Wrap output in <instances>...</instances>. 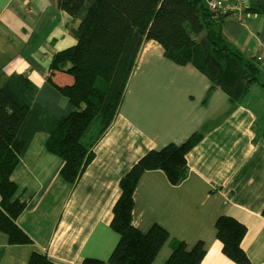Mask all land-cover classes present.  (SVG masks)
Returning a JSON list of instances; mask_svg holds the SVG:
<instances>
[{"label": "crops", "instance_id": "0c3cea01", "mask_svg": "<svg viewBox=\"0 0 264 264\" xmlns=\"http://www.w3.org/2000/svg\"><path fill=\"white\" fill-rule=\"evenodd\" d=\"M248 7L264 9V0H246ZM85 12L84 7L73 19L56 0H0V85L10 75H23L37 87L38 106L55 117L71 113L74 108L47 77L57 54L74 52ZM220 31L245 57L264 55V13L225 15ZM53 79L66 83L70 75L56 72ZM209 88L194 67L173 64L157 43L146 41L119 114L93 147L94 157L78 183L60 177L63 162L46 151L47 136H34L10 176L15 196L28 201L17 224L31 243L10 245L0 232V264H27L32 253L54 264H79L85 258L109 264L119 239L110 221L120 179L148 151L181 144L194 134L201 139L186 156L182 183L171 185L159 170L137 183L132 225L146 233L157 224L186 249L202 242L206 254L200 264H234L216 239L217 218L228 216L246 227L241 248L251 264H264V123L258 122L264 88L252 86L235 104ZM171 254L165 244L152 264H165Z\"/></svg>", "mask_w": 264, "mask_h": 264}, {"label": "trees", "instance_id": "16d2710c", "mask_svg": "<svg viewBox=\"0 0 264 264\" xmlns=\"http://www.w3.org/2000/svg\"><path fill=\"white\" fill-rule=\"evenodd\" d=\"M56 7L73 19L86 8L75 31L74 52L57 54L47 77L74 110L62 117L46 112L35 102L37 87L23 75H10L0 85V232L10 245L31 243L17 224L28 201L15 196L17 186L10 176L34 136H47L46 151L63 162L60 177L69 184L78 183L94 157L93 147L119 114L146 41L157 43L173 64L194 67L209 81L210 92L222 91L232 104L243 99L252 86L264 88V64L227 43L220 31L225 14L210 12L203 0H56ZM244 11L264 13L257 7ZM56 72L69 74L70 80L54 82ZM200 139L201 135L194 134L181 144L150 150L122 176L110 221L119 239L109 264H152L165 244L172 248L165 264L202 262L206 254L202 242L186 249L157 224L141 233L131 223L133 193L142 176L159 170L171 185H179L187 176L186 156ZM215 230L226 258L234 264H251L241 248L246 234L242 223L222 215ZM27 264L54 263L46 255L32 253ZM79 264L104 262L85 258Z\"/></svg>", "mask_w": 264, "mask_h": 264}, {"label": "built area", "instance_id": "2783aa9c", "mask_svg": "<svg viewBox=\"0 0 264 264\" xmlns=\"http://www.w3.org/2000/svg\"><path fill=\"white\" fill-rule=\"evenodd\" d=\"M206 8L210 12H220L221 14H232L243 12L246 7L245 0H236L230 2L229 0H203ZM257 61H260L264 64V55L257 56Z\"/></svg>", "mask_w": 264, "mask_h": 264}, {"label": "rangeland", "instance_id": "374dc122", "mask_svg": "<svg viewBox=\"0 0 264 264\" xmlns=\"http://www.w3.org/2000/svg\"><path fill=\"white\" fill-rule=\"evenodd\" d=\"M245 1H246V0H245ZM262 117H263V119H262V120H261L260 118H258V119H259V121H258V122H261V124H262V123H264V115H262ZM261 124H260V125H261ZM263 125H264V124H263Z\"/></svg>", "mask_w": 264, "mask_h": 264}, {"label": "clouds", "instance_id": "9594fccd", "mask_svg": "<svg viewBox=\"0 0 264 264\" xmlns=\"http://www.w3.org/2000/svg\"><path fill=\"white\" fill-rule=\"evenodd\" d=\"M233 14V13H232ZM226 15V14H225ZM230 15V14H229Z\"/></svg>", "mask_w": 264, "mask_h": 264}]
</instances>
